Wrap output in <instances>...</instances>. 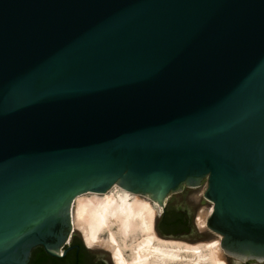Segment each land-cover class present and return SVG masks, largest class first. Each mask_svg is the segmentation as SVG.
<instances>
[{"label": "water", "instance_id": "obj_1", "mask_svg": "<svg viewBox=\"0 0 264 264\" xmlns=\"http://www.w3.org/2000/svg\"><path fill=\"white\" fill-rule=\"evenodd\" d=\"M204 179L264 263V0H0V264L57 253L81 193Z\"/></svg>", "mask_w": 264, "mask_h": 264}, {"label": "bare ground", "instance_id": "obj_2", "mask_svg": "<svg viewBox=\"0 0 264 264\" xmlns=\"http://www.w3.org/2000/svg\"><path fill=\"white\" fill-rule=\"evenodd\" d=\"M162 208V203L114 184L104 193L76 196L73 227L89 245L108 247L115 264H229L221 235L197 242L161 236L155 222ZM212 211L213 206L199 212L201 229L209 228L207 220Z\"/></svg>", "mask_w": 264, "mask_h": 264}, {"label": "flooded vegetation", "instance_id": "obj_3", "mask_svg": "<svg viewBox=\"0 0 264 264\" xmlns=\"http://www.w3.org/2000/svg\"><path fill=\"white\" fill-rule=\"evenodd\" d=\"M171 197L167 199L162 216L157 221L158 232L167 238H175V220L177 219L181 221V224L188 225V230L191 229V215L186 209H181L180 213L175 216V211L167 208L168 203H171ZM177 227L180 228L179 225ZM188 230L183 231L181 228L180 233ZM99 250L105 252L100 254ZM28 264H115V262L111 251L89 245L80 231H73L66 243L57 249L55 254H50L43 245L33 248Z\"/></svg>", "mask_w": 264, "mask_h": 264}, {"label": "rangeland", "instance_id": "obj_4", "mask_svg": "<svg viewBox=\"0 0 264 264\" xmlns=\"http://www.w3.org/2000/svg\"><path fill=\"white\" fill-rule=\"evenodd\" d=\"M207 187H208L207 179H204L199 185L193 187L186 186L181 191L171 195L172 196L170 198L171 203L170 204L168 203L167 208H170L171 211H175V216H177L180 213L181 209H186L191 215V229H189L187 232L181 233V235H183L184 237L175 238V239L197 242V241L217 239L219 237V234L215 233L209 228L205 230L201 229L197 223V216L201 211V209L213 206L212 202L205 199V192L207 190ZM162 211H161V215H159V217L156 219L155 225L157 224L159 218L162 216ZM76 231L79 232V230L77 229ZM96 246L103 247L106 250L111 251L108 247L104 245L99 244ZM99 252L100 254H103L105 251L99 250ZM226 257L229 264H264L254 260H249L246 262L242 260L238 261V258L231 256L227 253H226Z\"/></svg>", "mask_w": 264, "mask_h": 264}, {"label": "trees", "instance_id": "obj_5", "mask_svg": "<svg viewBox=\"0 0 264 264\" xmlns=\"http://www.w3.org/2000/svg\"><path fill=\"white\" fill-rule=\"evenodd\" d=\"M177 225H179L180 228L177 227ZM156 226H157V229H158V223L156 224ZM181 228L183 229V231H186V230H188L189 226L184 224V223L181 224V221L179 219L175 220V236L179 237L181 235V233H180V229ZM161 233H164V232H161Z\"/></svg>", "mask_w": 264, "mask_h": 264}]
</instances>
